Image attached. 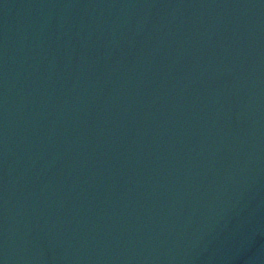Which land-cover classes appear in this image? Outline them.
<instances>
[{"label": "water", "instance_id": "1", "mask_svg": "<svg viewBox=\"0 0 264 264\" xmlns=\"http://www.w3.org/2000/svg\"><path fill=\"white\" fill-rule=\"evenodd\" d=\"M0 264H264V0H0Z\"/></svg>", "mask_w": 264, "mask_h": 264}]
</instances>
